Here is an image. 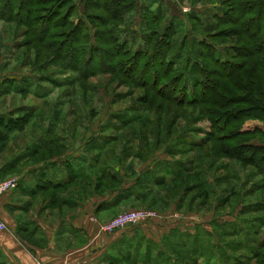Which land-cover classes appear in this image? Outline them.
I'll return each mask as SVG.
<instances>
[{
	"label": "rangeland",
	"instance_id": "obj_1",
	"mask_svg": "<svg viewBox=\"0 0 264 264\" xmlns=\"http://www.w3.org/2000/svg\"><path fill=\"white\" fill-rule=\"evenodd\" d=\"M225 1L136 0L132 11L116 20L119 25L113 30L131 54L98 43L102 33L108 34L109 27H104L110 21L107 1L100 2L99 10L89 11L93 21L88 23L87 35H82L85 44L79 48L83 54L78 48H68L74 42L68 34L79 24L85 27L84 17L78 13L82 12L83 0L55 8L59 16L70 12L66 23L55 16L46 25L40 21L39 14L51 13V5L48 10H40L36 18L31 13L26 18V11L20 13V22L0 18V116L27 117L26 124L12 131L5 142L6 149L0 155L2 178H15L23 167L35 164L27 163L25 155L16 160L32 150L38 139L43 143L55 134L66 150L48 162L63 165L66 161H85L80 164L87 178L63 192L67 196L72 193L80 202L78 206L91 213L89 219L96 224L97 238L112 236L116 231H122L119 238L126 240L139 237L133 251L153 259L149 250H154L152 255L158 261L149 264H179V260L185 261L181 255L191 253L192 248L200 264H259L243 246L250 249L263 238L264 167L248 165L241 153L232 157L226 146H238L247 137H222L224 125L211 119L214 113L204 105H190L182 97L181 84L190 87L198 76L195 68L206 67L199 60L200 43L210 45L219 58L236 55L233 44L237 36H219L214 30L215 18L222 17ZM154 16L158 21L153 22ZM147 18L160 32L166 26H175L168 57L173 72L166 74V65L162 67L160 59L150 61L146 55L137 61L132 58V52L145 49ZM220 28L225 33L224 26ZM24 33L40 39L35 42L37 47H21L26 40ZM174 74L183 76L181 81L172 83ZM12 82L20 90L5 91ZM241 124L243 130L264 128L253 118ZM257 140L263 139L255 137L251 141ZM157 159L169 165L183 160L187 173L177 178L168 175L149 195V179L140 178ZM100 167L118 181L117 187L109 188L106 182L96 186ZM163 170L160 165L157 172L162 174ZM60 174L62 179L64 174ZM138 181L147 188L139 189L135 185ZM105 185L107 188H103ZM129 193L121 207L112 209L110 203L116 194ZM49 194L45 191L43 196ZM141 195L144 197L139 198ZM101 205L104 209L99 210ZM129 210L151 211L156 217L111 232L105 229L113 217ZM117 264L128 263L121 260Z\"/></svg>",
	"mask_w": 264,
	"mask_h": 264
},
{
	"label": "trees",
	"instance_id": "obj_2",
	"mask_svg": "<svg viewBox=\"0 0 264 264\" xmlns=\"http://www.w3.org/2000/svg\"><path fill=\"white\" fill-rule=\"evenodd\" d=\"M103 1H107L106 3L109 4L110 9L107 12V17L110 18V21L104 26L109 27L108 34L101 32L103 36L101 35V37H98V43L100 45L106 44L108 47L113 46L117 49L123 48V51L125 49L126 53L129 52L126 43L120 41L113 33V30L119 25L116 20H118V18L121 20L126 13L132 11L136 4V0H83L82 12H80V10L78 13L80 16L84 17L85 22L83 21V23H85V27L79 24V26L74 28L73 33L68 34L72 41H74L72 44L68 45L70 50L71 48H78L81 54L84 53L79 47L85 44V38L82 35L83 33L87 35L89 31L88 23L91 24L93 21V17L89 11L91 9L99 10L98 6L100 2L102 3ZM67 4H69L70 7L72 0H0V18L8 22H20L22 19L19 16L22 11H26V18H29L28 16L30 13L32 17L36 18L40 10H48V5H51V13L49 11L39 12L40 21L46 25V22L48 21L49 23V21L54 18L53 16H55L61 17V20L64 21L61 23H66L69 19L68 16L70 12L67 11L59 16L57 13L58 10H54L55 8L63 9ZM224 4L225 8L222 17L215 18L216 23L214 25V30L219 36H237L235 44H233L234 47H236V55L222 59L219 58L216 54V50L214 51L210 45H206L205 42H202V44L200 43L202 50L199 52V60L203 61L206 67L195 68V72L198 76L193 78L190 87L185 84V82L181 84L182 97L186 98L185 101L190 105L201 104V106L204 105L209 109V113L213 112L214 116L211 119L221 122L222 125H224V134L222 137H226V135H229L231 138L247 137L245 142H241L238 146H226L225 150H228L231 153L229 154L234 158L241 153V155H243V160L247 161L248 165L251 164L257 169H262V167H264V128H256L252 131L243 130L241 122L245 119L253 118L262 122L264 126V0H226ZM157 18L159 17L154 16L153 20L155 21L153 22L158 21ZM79 19L81 18L79 17ZM145 26L147 31L146 34H144L145 49L132 52L133 60L137 61L142 58L143 55H146L150 61H155L157 58L160 59V65H162V67L166 65V67H164L167 70L166 74L173 72V67L171 66L173 62L168 60V57L173 49V40L177 32L175 26H166L163 31L160 32L158 31V26H150L148 18L146 19ZM222 26H224L225 33H223V30L220 28ZM44 28H46V26ZM97 31L100 32V29L98 28ZM204 32L209 33L208 30ZM62 33L65 35V32ZM31 34L29 33L30 37L27 36V38L24 33L26 40L21 44V47L27 45H34V47H37L35 42L40 39H36V37ZM207 35L210 38V34ZM75 44L78 46L76 47ZM204 49L206 50L204 51ZM81 54H79V56H82ZM128 54L131 53L129 52ZM182 78L183 76L174 74L170 81L172 83L174 81L178 83L177 80L181 81ZM26 86L27 84L23 85V87ZM11 88L20 90V88L12 82L5 86V91H9ZM26 122V116H21L20 119H13L10 116H0V155L6 149L5 146H7L9 141L8 137L11 132L21 129ZM215 129L218 130V128ZM255 137H259L263 140H257V142L254 143L251 140H255ZM60 141L61 139L59 137L50 136L49 139H46V142H40L41 145L29 150L16 161L21 160L25 155L27 158L25 161H28L27 163L39 164L47 162L55 155H59L66 150L65 144ZM202 144L203 143L199 146ZM181 161L183 160H175L170 162L169 165V162H160V160L157 159L149 166V170L140 178L142 179L145 177L144 179H149V195L152 194V189L154 187L163 185L165 181L164 178L168 175L177 178L187 173L185 172L187 168ZM81 162L84 163L85 161L81 160ZM160 165L164 168L162 174L157 172ZM89 166L92 167L93 163ZM63 169L65 173V178L63 180H49L46 173H42V177L35 185L33 194H39L38 198L47 201V206H62L65 203L71 206L76 205L73 196H71V199L62 197L64 194L63 191L67 188L69 190L75 187L78 181L86 179L87 176H85L86 174L81 164L79 167H75L74 163L71 161H66L63 164ZM99 170L101 176L96 186H101L103 182L109 184V188L118 186V181L113 180L111 174L105 175V169L103 167H100ZM103 179L105 181H103ZM143 181L144 180H142V182ZM135 185L141 190L147 188L145 184L140 185L139 181L135 183ZM262 187L263 185L259 188ZM103 188H107V186L105 185ZM172 188L175 189V186H172ZM45 191H50L49 196H43ZM117 195L118 194L115 195L114 200L110 203L112 209L121 207V202L125 198L130 197L131 193L125 196ZM142 197L144 196H139V198ZM101 208L104 209V206L101 205L99 210H101ZM136 240H126L122 238L121 243L115 247V252L107 258L108 264H117L121 262V260L128 264H149L151 261L157 263V256L152 255L154 250H149V253L151 251L149 255H151L153 259L137 251H133ZM150 241L151 240H149V244L155 245ZM120 246H122V249L116 250V248ZM250 247L249 249V246H243V249L247 248L245 250H249L252 253L253 259H256L259 264H264V234L263 238L258 241L256 246ZM192 253H194V255ZM196 253V250L193 248L191 253L187 254L185 251V255H181V258L183 260L185 259L186 262L179 260V264H200L195 258L199 257L195 255ZM200 254L201 252H198V255ZM161 264H163V262ZM222 264L226 263L224 262Z\"/></svg>",
	"mask_w": 264,
	"mask_h": 264
},
{
	"label": "crops",
	"instance_id": "obj_3",
	"mask_svg": "<svg viewBox=\"0 0 264 264\" xmlns=\"http://www.w3.org/2000/svg\"><path fill=\"white\" fill-rule=\"evenodd\" d=\"M38 141L34 147L41 145ZM77 162L74 165L81 163ZM23 168L15 175L17 187L0 197V218L6 226L0 229V264H108L107 258L121 243L122 231L97 238L91 213L78 206L76 196L74 206H47L39 194H33L42 173L53 181L65 178L60 163L47 161ZM1 174L0 180L4 179ZM64 196L71 199L72 195Z\"/></svg>",
	"mask_w": 264,
	"mask_h": 264
},
{
	"label": "built area",
	"instance_id": "obj_4",
	"mask_svg": "<svg viewBox=\"0 0 264 264\" xmlns=\"http://www.w3.org/2000/svg\"><path fill=\"white\" fill-rule=\"evenodd\" d=\"M17 187V179L16 178H8L4 180H0V197ZM156 215L153 212H144L140 210H129L123 213L118 214L117 216L113 217L107 224L106 230L109 232L124 228L128 225H136L137 223L148 221L150 219H155ZM6 226L2 222L0 218V229H5ZM41 264V263H37Z\"/></svg>",
	"mask_w": 264,
	"mask_h": 264
}]
</instances>
